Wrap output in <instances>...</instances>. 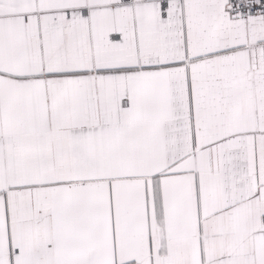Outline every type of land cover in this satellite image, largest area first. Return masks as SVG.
<instances>
[{"label":"snow or ice","instance_id":"6c2138e0","mask_svg":"<svg viewBox=\"0 0 264 264\" xmlns=\"http://www.w3.org/2000/svg\"><path fill=\"white\" fill-rule=\"evenodd\" d=\"M0 264H264V0H0Z\"/></svg>","mask_w":264,"mask_h":264}]
</instances>
